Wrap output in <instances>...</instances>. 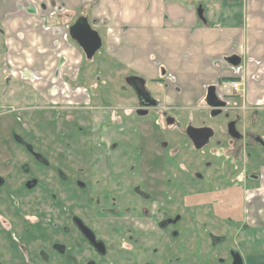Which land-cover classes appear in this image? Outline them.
Instances as JSON below:
<instances>
[{
  "label": "rangeland",
  "instance_id": "1",
  "mask_svg": "<svg viewBox=\"0 0 264 264\" xmlns=\"http://www.w3.org/2000/svg\"><path fill=\"white\" fill-rule=\"evenodd\" d=\"M10 41L14 42L9 34L0 33V107L10 106L15 110L13 115L0 117V175L6 180L7 189L0 193L4 196L10 187L16 186L24 189V195L19 190L22 200L16 205L9 206V201H0L1 219L15 217L14 213L19 218L27 217L30 211L33 214L45 211L46 207H51V197L59 196L55 191L47 194L34 191L32 205L27 206L25 182L28 187L64 186L71 189L66 190L67 194L79 195L76 197L80 198V216L93 225L108 249L107 259L113 264L122 263L126 236L131 232L132 235L152 233L161 236V243H155L160 253L159 264H232L231 252L239 253L243 264H264V228L249 224V207L245 201L246 197L250 199V193L257 192L252 189L255 185L250 184L252 190L247 195L236 187L243 183L242 167L237 173L240 178H233V182H229L231 187L223 192L220 187L212 188L211 184L204 190L205 181L194 180L192 174L202 173L205 161L213 165L221 163L224 159L220 156L225 150L216 146L215 141L205 150H195L184 131L187 115L181 117L166 112L172 117L167 123L161 110L151 111L147 116L137 115L133 110L140 109V105L127 86L125 75H118L117 67L107 69L101 51L92 60H85L77 83L89 90L88 96L97 108L80 110L84 106L43 98L33 87L37 79L42 78L40 74L27 75L25 71L22 74L21 69L9 65ZM5 62L7 67H4ZM5 76L12 77L7 85L3 81ZM152 86L147 87H151L152 95L157 97L158 92ZM58 106L68 110L53 109ZM73 107L80 109L73 112ZM4 110L0 108V114ZM204 118L214 125L226 121L223 115L211 120L204 111L197 112L194 120L203 121ZM14 134L43 156L49 162L48 167L35 162L29 150L13 140ZM213 153L215 155H211ZM110 159L114 162L115 174L123 170L134 171L137 172L134 180L143 177L148 188L152 187L150 180L161 186L163 194L158 197L161 204L158 201L149 204L137 198L128 213L127 202L136 197L131 195L129 199L127 190L113 188L115 204L108 207L110 198L107 196L112 189L105 177L111 169ZM199 164L202 165L199 167ZM25 167L36 172L32 178L21 175ZM58 170L64 172L65 181L64 176L58 175ZM249 171L256 172L254 169ZM159 178L160 182L157 181ZM29 180L30 184L27 183ZM263 192L261 190L259 194ZM232 198L240 201L232 202V209L220 208L222 200ZM42 199L44 202L39 201ZM158 208H162L161 212ZM68 209L66 206V213ZM163 218L175 219L177 224L161 230L155 222ZM174 230L176 239L172 238ZM173 245L175 250L171 248Z\"/></svg>",
  "mask_w": 264,
  "mask_h": 264
},
{
  "label": "crops",
  "instance_id": "2",
  "mask_svg": "<svg viewBox=\"0 0 264 264\" xmlns=\"http://www.w3.org/2000/svg\"><path fill=\"white\" fill-rule=\"evenodd\" d=\"M79 20L100 38L91 59L70 36ZM0 22L14 40L9 63L40 74L34 88L56 103L97 108L77 83L85 60L101 51L107 69L141 78L151 95L153 85L156 108L169 114L194 120L211 86L242 130L264 109V0H0ZM248 207L249 224L264 228V192Z\"/></svg>",
  "mask_w": 264,
  "mask_h": 264
},
{
  "label": "flooded vegetation",
  "instance_id": "3",
  "mask_svg": "<svg viewBox=\"0 0 264 264\" xmlns=\"http://www.w3.org/2000/svg\"><path fill=\"white\" fill-rule=\"evenodd\" d=\"M0 33H4L3 30H0ZM7 65V62H5L4 67H7ZM9 65L11 66L10 63ZM11 80V76H5L3 78L4 85L9 84ZM24 81L26 82L27 80ZM217 96L226 103V106L221 109V113L212 116L215 110L209 108L207 105L205 106L206 111L204 112L211 120H215L223 115L226 121L214 125L212 123H207L205 118L203 121L189 119L184 131L192 146L197 151L205 150L215 141L214 143L216 146L225 150L220 156L224 160L214 165L205 161L202 166V173L194 172L192 177L194 180L197 178L205 181L204 190H208L211 184L212 188L220 187L223 192L226 188L231 187L230 184L233 182V178H240L237 176V173L240 172L242 167L244 173L242 176L243 183L236 184V187L241 189L244 195H247L252 189L253 191L257 190L256 193H250V199L245 196V201L248 205L249 202L251 203L260 195L259 191L263 190L264 186V109L254 110L249 119V126L242 130L240 128L241 120L238 115L233 114L231 105L219 95ZM135 97L137 99L136 95ZM137 103L139 104L138 99ZM0 108L5 109L4 113L0 114V117L7 114L13 115L15 113V110L13 111V108L10 106H3ZM65 108L58 106L53 109L68 110ZM79 109L78 107L71 108L73 112ZM80 110L89 111L93 110V108L84 107ZM156 110L159 109H148L147 114L144 116ZM133 111L137 115L142 116L140 113L145 111V108H135ZM161 116L165 118L166 123L172 121V117H168L166 112H162ZM173 123L175 124L176 121ZM36 125L38 129L41 128L40 122L36 123ZM176 127L178 129L181 128L180 125H176ZM188 131L189 133L191 132V136H189ZM208 132H211L212 135L209 137L208 142L203 145L206 139L205 134H208ZM13 140L25 146L35 162L48 167L49 162L40 154L35 153L33 149H30L24 140L20 139L15 134ZM211 155L215 154L213 153ZM109 162L111 164V169L107 173L108 176L105 177V179L109 180L108 183L112 189L110 190L109 196H107L110 198L108 207H113L115 204L113 188L127 190L126 193L129 195V199L131 195L132 197H136L128 200L126 206V211H128V213H131L130 209L137 198L141 201H145V203L154 204L158 201V203L161 204V199L158 197L163 194V190L161 186L156 185L155 181L152 182L150 180L153 188H148L149 185L144 182L143 177L134 180V175H136L137 172L123 170L115 174L112 169L114 162L111 159ZM201 165L202 164H199L198 166L200 167ZM230 165H232L231 167H233V169L229 167ZM248 169H254L256 172H250ZM33 173L35 174L36 172L30 171L29 168L25 167L21 175L26 178H32ZM57 173L63 178L64 172L62 170H58ZM157 181L160 182V178ZM27 183L30 184L31 181L29 180ZM250 184H253V186L255 185V187L252 188ZM5 185V178L0 175V192L4 189L7 190ZM24 185L25 189L28 191V194L27 192L25 193L28 195V197H26L27 206L32 205L34 191H37V194H47L48 192L55 191L59 196L51 197L52 202L50 206L52 208L46 207L47 209L45 211L40 210L35 214L30 211L27 217L19 218H17V213H14L15 217L9 218L8 220L0 218V264H113L111 260L107 259L108 249L105 243L100 240L96 234L93 225L80 216V198L78 199V197H76L79 195L73 196L72 192L67 194L66 190L68 189L71 191V189L64 186L28 187L26 182ZM258 185L260 188H256ZM78 186H80V183H78ZM172 188L176 191L174 187ZM8 190L9 192L4 193V196L0 193V201H9V206L18 204L17 201L22 200L20 194L24 189L22 187L12 186ZM156 198L158 200H156ZM44 200L45 199L39 201L44 202ZM66 201L69 202L67 203ZM129 201H131L130 204ZM235 201L237 202L240 200L237 198L228 199L226 201L222 200V202L219 203L221 206L220 208L232 209L231 203ZM66 206H69L68 213L65 212ZM162 206L164 205L162 204ZM157 210L161 212L162 208H158ZM1 223H4L3 226ZM155 224L163 230L169 226L172 228L177 222L175 219L173 221L163 218L155 222ZM172 233V238L176 239L177 232L174 230ZM154 238L157 239L156 242L152 240ZM160 239L161 236L152 233H144L141 235H132V232L129 233L126 236L127 246H125L124 249L125 256H123L122 263L117 264H159L160 253L158 252L159 250L156 244L159 245L161 243ZM174 246L175 245L171 246V248L175 250ZM99 260H104V262L101 263Z\"/></svg>",
  "mask_w": 264,
  "mask_h": 264
},
{
  "label": "water",
  "instance_id": "4",
  "mask_svg": "<svg viewBox=\"0 0 264 264\" xmlns=\"http://www.w3.org/2000/svg\"><path fill=\"white\" fill-rule=\"evenodd\" d=\"M70 36L80 45V47L83 49V52L85 53L88 59H91L93 57L96 50L101 45L99 36L91 29V27L89 26L86 20H79V22H77V24H75L71 28ZM230 62L236 64L237 59L231 58ZM126 81L131 86L135 95L137 96L140 107L145 108V111L140 113L142 116L147 114L148 109L156 108L158 106V102L152 97L150 92L146 89L145 82L141 78L129 77L126 79ZM205 103L209 108L215 110L212 113V116L219 115L221 113V109L226 106V103L223 102L217 96L216 89L213 86L209 87L207 90ZM188 134L189 136H191V132L189 133L188 131ZM211 135H212L211 132L205 134L206 139L203 145H205L208 142L209 137ZM231 256L233 259L232 264H243L242 257L239 253L231 252Z\"/></svg>",
  "mask_w": 264,
  "mask_h": 264
},
{
  "label": "built area",
  "instance_id": "5",
  "mask_svg": "<svg viewBox=\"0 0 264 264\" xmlns=\"http://www.w3.org/2000/svg\"><path fill=\"white\" fill-rule=\"evenodd\" d=\"M224 85L230 86L235 91H239V89L241 87V84L239 82H236V81L226 82Z\"/></svg>",
  "mask_w": 264,
  "mask_h": 264
}]
</instances>
